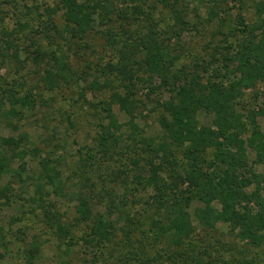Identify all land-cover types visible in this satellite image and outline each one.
<instances>
[{
	"label": "rangeland",
	"instance_id": "rangeland-1",
	"mask_svg": "<svg viewBox=\"0 0 264 264\" xmlns=\"http://www.w3.org/2000/svg\"><path fill=\"white\" fill-rule=\"evenodd\" d=\"M60 1L0 0V142L2 137H15L21 141L19 150L27 151L26 171L22 172L19 158H11L13 152L0 145V154L5 150L9 156L7 170L0 172V187H7L10 198L0 205V264H120V258L144 243L151 257L163 247L168 248V253L176 252L179 248L172 246L171 239L153 247V234L148 239L142 234L134 235L130 246L125 233L130 226L119 216H115L119 236L110 248L97 252L82 246L81 236L90 230L86 223L77 226L74 232L81 244L68 247L47 226L38 201L31 197L38 199L42 195L50 203L49 209L64 223H76L80 191L94 196L95 212H106L104 202L98 198L106 188L134 208L128 206L132 216L143 212L153 201L154 191L145 187L144 181L137 182L138 176L149 173L147 147L139 139L153 138L156 143L164 140L165 132L158 122L162 107L158 102L170 97L169 88L162 87L155 75L151 90L150 74L141 70L135 94L131 96L135 100L133 119L138 128L133 127L131 115L119 105L111 104L112 90L92 86L96 76L101 82L105 79L102 76L107 74L102 70L117 54L106 32L116 34V38L128 27L155 32L166 58L175 60V73L184 76L198 69L201 78L208 79L215 75L214 69H220L219 75L223 76V58L233 52L232 46L254 26L261 27L259 33L264 31V0H108L109 16L104 20L96 16L92 33L75 40L64 33L60 35L53 27V24L57 28L65 26L64 10L52 11ZM136 6L142 8L143 14L134 19ZM43 51H55L58 57L68 59L77 79L48 88L44 72L50 56L42 55ZM112 78L115 79L113 75ZM106 102L111 104L122 126L117 132L122 139L112 151L104 153L98 149L97 137L100 125L109 123L103 110ZM262 105V84L245 91L239 100V109L245 115ZM198 118L206 126L213 124V117L204 111L199 112ZM259 121L263 125V119ZM130 135L137 136L138 141ZM176 156L178 172L184 176L190 161L181 153ZM211 157L210 153L208 158ZM43 158L61 172L65 182L63 196L52 193V187L43 179L39 165ZM250 159L253 163L255 154L251 151ZM161 160L160 157L157 162ZM255 167L262 172L260 166ZM84 174L90 181L83 184L78 181ZM162 174L170 178L177 172L166 161ZM191 191H185L194 197L188 211L196 228V249L207 250L206 264H264V239L261 246L253 245L241 240L238 232L223 222L210 230L204 228L194 215L195 209L202 205L194 196L195 190ZM213 206L219 209L220 205ZM172 209L169 214L164 213L166 223L173 219ZM153 214L159 218L157 213ZM148 219L144 220L145 228L150 226ZM165 260V264H175Z\"/></svg>",
	"mask_w": 264,
	"mask_h": 264
},
{
	"label": "trees",
	"instance_id": "trees-1",
	"mask_svg": "<svg viewBox=\"0 0 264 264\" xmlns=\"http://www.w3.org/2000/svg\"><path fill=\"white\" fill-rule=\"evenodd\" d=\"M107 1L62 0L52 11L64 10L65 26L57 28L53 24V27L60 35L64 33L69 36L70 40L85 39L95 28L96 16L103 20L109 16L111 5ZM125 13L129 14L128 11ZM140 13L143 14L142 8L136 6L134 19ZM137 27H128L118 38L116 34L106 32L107 40L113 44L117 54L102 70L107 74L102 76L105 79L101 82L96 76L92 86L112 90L109 97L111 104H117L128 112L131 115L130 124L135 128H138L133 119L136 105L131 96L135 94L134 88L141 70L150 74L151 90L154 89L155 75L160 78L158 80L162 87L169 88L170 97L158 102L162 107L158 122L165 132L164 140L156 143L153 138L139 139L147 147L149 173L138 176L137 182L141 184L144 181V186L154 191L153 201H147L145 210L132 216L128 206L134 208L106 188L100 191L102 195H98L106 206V212L102 213L95 212L96 206L92 205L94 196L80 191L76 223H64L60 216L49 209L50 203L42 195L38 199H31L38 201L47 226L68 247L81 244L76 241L74 232L77 226L86 223L90 230L81 236L82 246L97 252L110 248L109 245L115 243L119 236L118 219H115V216H119L130 226L125 231L130 246H133L134 235L142 234L148 239L153 234V247L171 239L172 246L179 248L176 252L168 253V248L163 247L151 257L144 243L131 251L130 255L120 258V264H132V261L133 264H165L166 258L175 264L208 263L204 259L207 250L196 249V228L188 211L194 197L185 192H193L192 189L202 205L195 209L194 215L204 228L210 230L223 222L237 231L241 240L261 246L264 239V105L245 115L239 109V100L247 90L256 89L260 84L264 88V31L259 33L261 27L254 26L240 42L232 46L233 52L223 58L221 66L225 75H219L220 69H214V76L202 79L198 69L184 76L175 73V60L166 58L155 32H143ZM41 54L50 56L48 68L44 72L48 88L58 87L60 82L68 79H77L68 59L58 57L55 51H43ZM25 99L22 103H25ZM111 104L106 102L103 106L109 123L100 125L97 137L98 149L104 153L112 151L122 139L117 134L122 126L115 118ZM201 111L213 117L212 125L206 126L200 122L198 114ZM260 118L263 119V125ZM130 138L138 141L135 135H130ZM0 145L3 149H10L13 152L10 157H17L21 161L20 171H26L27 151L19 150L21 141L15 137H2ZM250 151L255 154L253 163ZM177 152L190 161L184 176L178 172ZM210 153L211 159L208 158ZM0 155V172H3L7 170L9 156L5 150ZM160 157L162 160L158 163ZM166 161L171 170L177 172L168 175L170 178L162 174L165 173ZM39 165L43 179L52 187V193L63 196L65 182L61 172L45 158L40 160ZM255 166H260L262 172ZM88 181L90 177L85 178L84 174L78 182L84 184ZM183 184L188 187L182 189ZM39 191L42 194L43 189ZM9 199L7 187H0V205L4 200L9 202ZM214 203L220 205L219 209L213 206ZM172 207L173 219L166 223L164 213L169 214ZM153 213H157L159 218H154ZM147 218L150 226L145 228L144 220Z\"/></svg>",
	"mask_w": 264,
	"mask_h": 264
}]
</instances>
